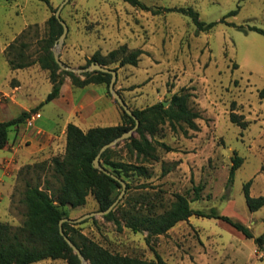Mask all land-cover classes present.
<instances>
[{
  "label": "rangeland",
  "instance_id": "374dc122",
  "mask_svg": "<svg viewBox=\"0 0 264 264\" xmlns=\"http://www.w3.org/2000/svg\"><path fill=\"white\" fill-rule=\"evenodd\" d=\"M63 1L49 0L50 8L43 0H0V121L17 116L23 107H38L36 112L41 114L32 125L25 120L12 127L6 149H0V222L15 227L25 218L21 200L27 182L42 188L47 180L51 186L58 185L50 159L61 157L65 147L56 129L65 121L87 130L115 125L122 118L121 106L106 83L77 87L63 74L59 96L45 102L52 89L49 71L38 63L11 68L9 59L27 61L40 53L48 33L47 20ZM140 1L150 10L124 0H68L60 10L67 32L60 45H55L57 38L52 51L57 50L65 65L84 68L96 52L105 56L122 46L126 52L143 50L136 66H119L118 61L107 66L117 68L114 88L130 109L167 101L182 87L190 91L189 106L200 113L195 119L197 129L182 124L173 130L168 123L160 128L155 139L172 150L157 145L158 160H137L150 177L135 174L128 178L131 202L135 200V206L145 212L146 201L140 194L147 192L155 203L154 211L162 213L169 209L174 194L180 193L192 209L215 210L241 221L257 237L264 232V206L250 211L243 185L251 180L250 194H264V97H260L264 35L229 23L264 29V0ZM174 7H191L202 21L217 23L198 32L189 16L166 10ZM237 7L235 15L218 22ZM232 102L234 112L248 121L246 128L230 121ZM53 131L56 137L49 135ZM47 139L51 140L48 145ZM116 151L125 160L135 161L123 145ZM234 152L243 162L229 184ZM163 166L170 168L165 175L161 174ZM197 186L201 189L195 199ZM65 210L75 219L97 211L98 205L88 195L83 206ZM72 224L110 251L142 259H154L153 247L168 264H264V245L259 249L253 238L215 218L192 215L165 234L151 237L150 245L145 232L126 227L117 231L102 215ZM32 264L67 263L44 259Z\"/></svg>",
  "mask_w": 264,
  "mask_h": 264
},
{
  "label": "trees",
  "instance_id": "16d2710c",
  "mask_svg": "<svg viewBox=\"0 0 264 264\" xmlns=\"http://www.w3.org/2000/svg\"><path fill=\"white\" fill-rule=\"evenodd\" d=\"M43 1L51 8L49 0ZM124 1L133 6L150 10L140 0ZM238 7L229 11L218 22H224L225 17L235 15ZM166 10L177 11L189 16L198 32L210 30L217 23V21L208 23L202 21L199 18V13L191 7H174ZM53 11L55 12L56 9ZM47 24V37L42 40L41 50L36 58L27 61H15L14 59L8 61L12 69H22L38 63L42 69L49 71L52 89L46 96L45 102H50L59 96L61 86L64 83L63 74L68 75L72 84L77 87H84L90 83L109 85L111 78L109 73L87 71L76 74L72 71L62 70L56 63L52 51L55 41L62 33V26L54 14L48 18ZM229 25L244 31L253 30L264 35V29L257 26L244 28L242 25L233 23H229ZM141 54H143L141 49L126 52V48L122 46L111 50L105 56L96 52L88 59L87 65L95 62L107 67L108 64L118 61L119 66H136ZM111 69L117 70L116 67ZM190 97V91L182 87L179 92L172 94L171 98L167 100V105L164 104L166 101H160L142 109H131L133 115L139 120L135 135L117 143L112 148H108L100 156L101 164L112 174L126 182V192L123 198L112 211L103 217L112 221L117 231H122L126 227L133 232H145V241L148 245H150L151 237L165 234L176 223L188 220L192 215L215 218L226 222L246 238H253L256 246L261 249L264 245V232L254 237L249 227L241 221L219 214L215 210L208 213L194 210L183 194L175 193L174 201L169 209L162 213L154 211L155 203L152 198H149L147 192L140 194V199L146 201L145 212L135 206V200L134 203L131 202L133 196L128 194L131 189L128 178L135 174L150 177L146 166L143 163L139 164L137 160L140 159L144 162L158 160L157 145L164 148L165 151L172 150L164 142L155 139L160 128L168 123L173 130L176 129L177 125L182 127V124H186L190 129H197L195 119L200 117V113L189 106ZM260 97H264V88L260 91ZM234 105L235 102H232L229 114L230 121L246 128L248 121L242 114L234 112ZM37 109L38 107L29 111H22L11 119L0 121V149L7 145L10 129L23 123ZM134 124V118L122 109L121 121L115 125L95 126L87 130L81 129L72 122L66 125L64 153L61 157L53 156L50 159L52 177L56 179L58 185L51 186L47 180L42 188L38 184L32 185L27 182L21 200L26 207L22 224L15 227L0 222V264H32L44 259H63L67 264H81L78 256L61 236L59 221L63 218H69L65 207L69 206L75 209L83 206L88 195L93 196L100 211L106 210L118 197L122 189L120 182L94 168L93 160L103 145L130 130ZM120 145H123L126 154L134 156V162L125 160L116 151ZM242 162L243 158L234 152L229 169V184L232 182L235 170L240 167ZM169 171L170 168L163 166L161 174L165 175ZM250 186L251 180L243 185L245 202L250 211H256L264 206V194L251 195ZM200 189V186L195 188V199L199 198ZM62 226L65 234L81 250L88 264H168L153 247L151 249L154 259L150 260L120 254L112 252L91 240L72 223L63 222Z\"/></svg>",
  "mask_w": 264,
  "mask_h": 264
},
{
  "label": "water",
  "instance_id": "95a60500",
  "mask_svg": "<svg viewBox=\"0 0 264 264\" xmlns=\"http://www.w3.org/2000/svg\"><path fill=\"white\" fill-rule=\"evenodd\" d=\"M68 0H64L56 9L54 15L56 17V19L58 20V22L61 24L62 26V33L60 34L58 41H56L55 45H60L66 35L67 32V25L65 23V21L60 17V10L63 7V5L67 2ZM53 56L54 59L56 61V63L59 65V67L62 70L65 71H72V72H77V73H82V72H91V71H101V72H105V73H109L111 74V78L109 81V85H108V89L111 92V94L113 95V97L115 98V100L118 102V104L121 106V108L130 116H132L135 120V124L134 126L128 130L127 132H124L121 136L117 137L116 139L110 141L109 143L105 144L102 146V148L100 149L99 153L97 154V156L94 158L93 160V166L94 168L98 169L99 171L111 176L112 178H114L115 180L119 181L122 189L118 195V197L114 200V202L104 211H93V212H89L86 214H83L82 216L75 218V219H71V218H63L59 221V232L61 234V236L64 238V240L68 243V245L72 248V250L74 251V253L78 256L81 264H88V262L85 260L81 250L70 240L69 236L65 234L64 230H63V222H69V223H78L81 222L83 220H85L86 218H91L93 216L96 215H105L107 213H109L110 211L113 210V208L120 202V200L123 198L125 191H126V182H124L123 180L119 179L117 176H115L114 174H112L109 170H107L100 161V156L102 154V152H104L105 150H107L108 148H112L114 147L117 143L128 139L129 137H131L132 135H134V133L136 132L138 126H139V120L133 115L131 109L127 106V104L125 103V101L123 100V98L120 96V94L115 90L114 88V84L117 78V73L115 70L102 66L98 63L92 62L88 67H84V68H72L70 66L65 65L61 59L59 58L58 52L56 49L53 50ZM165 105L168 104V101L164 102Z\"/></svg>",
  "mask_w": 264,
  "mask_h": 264
},
{
  "label": "crops",
  "instance_id": "0c3cea01",
  "mask_svg": "<svg viewBox=\"0 0 264 264\" xmlns=\"http://www.w3.org/2000/svg\"><path fill=\"white\" fill-rule=\"evenodd\" d=\"M16 88H18V86H15ZM30 109H28V108H22V110L20 111V113L22 112V111H29ZM19 113V114H20ZM69 122L68 121H65V123H63L61 126H60V128L59 129H56V131H59V138L61 139V140H63V146L65 147V142H66V137H65V129H66V125L68 124ZM76 125L77 126H79L80 128H81V125H79V124H77L76 123ZM40 130V129H39ZM10 132V131H9ZM49 135H51V136H55L56 137V135H55V131H53V132H51V133H49ZM27 136V134L24 136V137H26ZM22 139L23 137H22V134L20 135L19 134V136H18V139ZM17 139V140H18ZM51 140H49V139H47L46 140V145H48L49 144V142H50ZM2 149H6L5 147L4 148H2Z\"/></svg>",
  "mask_w": 264,
  "mask_h": 264
},
{
  "label": "built area",
  "instance_id": "2783aa9c",
  "mask_svg": "<svg viewBox=\"0 0 264 264\" xmlns=\"http://www.w3.org/2000/svg\"><path fill=\"white\" fill-rule=\"evenodd\" d=\"M30 116L26 119V122L28 125H32V120H34L36 118H40L41 114H40V112H34V113L30 114Z\"/></svg>",
  "mask_w": 264,
  "mask_h": 264
}]
</instances>
